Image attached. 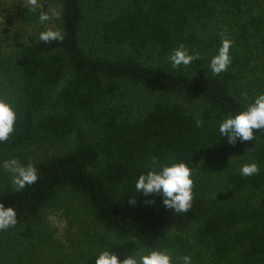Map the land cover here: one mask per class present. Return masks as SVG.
Here are the masks:
<instances>
[{
	"label": "trees",
	"instance_id": "obj_1",
	"mask_svg": "<svg viewBox=\"0 0 264 264\" xmlns=\"http://www.w3.org/2000/svg\"><path fill=\"white\" fill-rule=\"evenodd\" d=\"M117 1L119 11L98 27L112 57L83 46L85 0H58L63 41L24 44L16 63L0 61V74L12 88L8 101L17 110L15 131L0 143V154L75 138L70 149L33 164L35 183L0 191V203L17 213L12 228L35 238L44 210L70 188L112 234L101 236V246L86 253L82 264H95L105 249L123 258L140 248L167 249L202 264H264V129L235 145L218 132L224 116L264 92L259 0ZM220 33L233 41L231 64L213 75L206 66L220 47ZM181 43L200 59L173 69L168 56ZM145 54L160 62H147ZM127 82L160 94L136 112ZM171 94L198 97L204 106L190 112ZM238 157L256 162L259 173L241 176ZM153 158L158 164L182 160L192 168L187 212L167 209L159 195L135 192Z\"/></svg>",
	"mask_w": 264,
	"mask_h": 264
},
{
	"label": "rangeland",
	"instance_id": "obj_2",
	"mask_svg": "<svg viewBox=\"0 0 264 264\" xmlns=\"http://www.w3.org/2000/svg\"><path fill=\"white\" fill-rule=\"evenodd\" d=\"M256 5L264 10V0ZM117 0H85L88 15L87 26L83 37V46L91 54L112 57L98 37V27L103 18L111 17L120 9ZM59 11L58 0H0V61H18L22 45L39 40V33L48 28L60 30V17L52 16ZM47 12L48 21L41 23L39 15ZM147 62L159 63L160 59L144 55ZM170 63V62H169ZM264 69V52L259 59ZM201 72V71H197ZM127 99L132 101L135 111H143L146 106L159 96V92L146 90L130 82L126 83ZM12 92L9 82L0 74V98L8 101ZM173 101L182 103L190 112L198 113L204 101L198 97H180L171 94ZM46 111H50L47 108ZM75 143V138H66L52 142L32 145L12 153L0 154V165L3 161L16 158L22 164L46 158L55 153L65 152ZM236 160L245 162L241 157ZM11 174L0 166V191L14 188ZM111 236L109 230L96 220L86 200L70 188L63 190L58 199L47 207L32 240L22 237L19 231L9 227L0 230V264H82L85 254L100 247L101 236ZM173 264L178 257L171 252ZM193 260V264H202Z\"/></svg>",
	"mask_w": 264,
	"mask_h": 264
},
{
	"label": "clouds",
	"instance_id": "obj_3",
	"mask_svg": "<svg viewBox=\"0 0 264 264\" xmlns=\"http://www.w3.org/2000/svg\"><path fill=\"white\" fill-rule=\"evenodd\" d=\"M60 14L59 11H54L52 16L58 19ZM38 18L41 23H44L50 19V16L47 12H41ZM220 35V47L216 54L211 56L206 66L213 75L226 72L231 64L230 49L233 41L224 33ZM63 39L64 34L59 29L48 28L39 33V40L44 43L63 41ZM198 59H200V54L191 53L183 43L174 48L168 56L173 69L181 66L187 67ZM245 99H247L246 94ZM16 121L17 110L9 101L0 98V143L7 141L14 133ZM201 123V120H197L198 126ZM260 129H264V92L258 93L245 108L229 113L218 123L220 137L226 138L231 145L253 140L254 132ZM0 166L11 174V183L17 191L35 183L38 179V170L31 162L22 164L18 159L11 158L3 161ZM259 171L260 168L256 162L245 161L239 167V173L243 177L256 175ZM134 188L136 193L144 197L159 195L167 209L176 213H184L192 206L193 170L182 160L158 164L153 158L148 170L136 179ZM136 201L137 199L129 198L128 202L135 204ZM154 202L153 200L145 201L148 205ZM16 224L15 207H5L3 203H0V230L14 227ZM95 264H173V256L167 249L148 248L145 250L140 248L134 254L121 258L117 253L105 249L96 255ZM176 264H193V260L190 255H182L177 258Z\"/></svg>",
	"mask_w": 264,
	"mask_h": 264
}]
</instances>
